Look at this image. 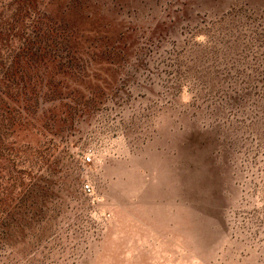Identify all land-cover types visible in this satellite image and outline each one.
Here are the masks:
<instances>
[{"label":"rangeland","instance_id":"374dc122","mask_svg":"<svg viewBox=\"0 0 264 264\" xmlns=\"http://www.w3.org/2000/svg\"><path fill=\"white\" fill-rule=\"evenodd\" d=\"M40 8L76 61L13 137L49 190L0 264H264V0Z\"/></svg>","mask_w":264,"mask_h":264},{"label":"trees","instance_id":"16d2710c","mask_svg":"<svg viewBox=\"0 0 264 264\" xmlns=\"http://www.w3.org/2000/svg\"><path fill=\"white\" fill-rule=\"evenodd\" d=\"M41 1L0 2V259L1 251L23 241L32 208L49 190L40 184L41 178L31 185L20 178L25 172L17 171L13 137L32 126L52 96L57 97L54 71L71 69L76 61L69 45L73 33L44 13ZM110 51L125 60V51Z\"/></svg>","mask_w":264,"mask_h":264},{"label":"built area","instance_id":"2783aa9c","mask_svg":"<svg viewBox=\"0 0 264 264\" xmlns=\"http://www.w3.org/2000/svg\"><path fill=\"white\" fill-rule=\"evenodd\" d=\"M87 162L90 163L91 162V158L88 157L87 158ZM83 191L87 194H90L92 192V188L90 185H85L84 188H83Z\"/></svg>","mask_w":264,"mask_h":264}]
</instances>
